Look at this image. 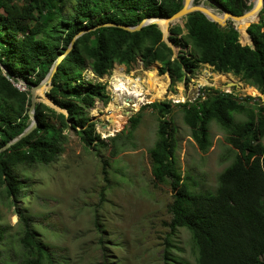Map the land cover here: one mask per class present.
<instances>
[{
    "label": "trees",
    "instance_id": "obj_1",
    "mask_svg": "<svg viewBox=\"0 0 264 264\" xmlns=\"http://www.w3.org/2000/svg\"><path fill=\"white\" fill-rule=\"evenodd\" d=\"M214 1L235 15H244L250 6L249 0ZM181 7L182 0H0V147L29 125L30 86L44 78L77 33L103 23L133 26L145 17H169ZM237 28L248 41L247 30L252 44H242L232 23L221 26L200 12L189 13L184 27L169 25L171 46L154 23L138 31L100 26L77 37L46 92L67 114L36 102L37 126L0 152V189L14 205L19 223L17 234L0 225V249L6 246V252L16 253L19 264H57L27 208L18 203L29 195L25 174L36 165L54 162L63 152L69 130L84 148L97 154L108 151L102 159L104 171L124 140L133 137L139 112L114 136L101 137L96 131L89 110L96 101L106 104L109 95L104 83L83 78L85 70L101 78L115 64L130 67L139 58L145 68L160 63L159 74L168 72L175 82L209 65L239 77L264 95V2L256 20L247 28ZM172 105L181 110L201 152L209 146L212 120L224 131L231 161L218 174L214 189H199L192 175L179 173L174 157L176 128L167 119ZM147 106L157 113L156 140L148 149L152 182L169 185L171 234L178 228L190 233L195 264H264V104L260 97L204 86L192 101L156 100ZM100 226L95 223L97 229ZM162 263L188 264L168 248L163 250Z\"/></svg>",
    "mask_w": 264,
    "mask_h": 264
},
{
    "label": "rangeland",
    "instance_id": "obj_2",
    "mask_svg": "<svg viewBox=\"0 0 264 264\" xmlns=\"http://www.w3.org/2000/svg\"><path fill=\"white\" fill-rule=\"evenodd\" d=\"M203 3L208 5L206 1ZM249 4L250 9L253 0H249ZM215 11L220 13L218 9ZM184 21L179 23L182 27ZM227 22L236 25L230 18ZM239 37L242 44L249 43L240 32ZM160 66L155 62L145 68L138 58L130 67L115 64L101 78L90 69L83 72L85 80L104 83L109 95L106 104L96 101L89 110L90 120L96 123V131L101 137L119 133L131 115L140 113L133 137L124 140L115 157L109 158L110 164L105 171L102 159L108 151L97 154L84 148L77 134L69 130L58 158L48 165H36L25 174L29 195L18 203L27 208L42 241L54 252L57 264H163L162 254L166 248L175 258L195 264L190 233L185 228H178L171 234L168 226L171 217L168 205L172 200L169 185L152 182L148 149L156 140L157 113L147 105L156 100H169L174 104L192 101L204 86L235 91L239 96L260 97L263 104L264 95L239 77L219 73L209 65H203L195 74H187V79L175 82L168 72L159 74ZM153 77L165 82L161 95L155 97L149 87L154 82ZM230 80L237 82L239 89L229 86ZM126 85H131V92L126 90ZM132 91L141 92L140 102ZM115 101L120 106L119 114L124 117L118 127H114L111 119L115 111L111 103ZM167 119L172 120L176 128L174 157L179 173L192 175L199 189H214L218 174L231 161L227 156L229 147L224 141V131L212 120L209 146L201 152L183 122L178 106L172 105ZM15 210L0 189V225L13 234L19 230ZM95 223L101 225L99 229ZM6 249V246L0 249V264H19L18 255L12 250L6 252Z\"/></svg>",
    "mask_w": 264,
    "mask_h": 264
},
{
    "label": "water",
    "instance_id": "obj_3",
    "mask_svg": "<svg viewBox=\"0 0 264 264\" xmlns=\"http://www.w3.org/2000/svg\"><path fill=\"white\" fill-rule=\"evenodd\" d=\"M205 1L208 2V5L203 3ZM263 2H264V0H259L258 1V7L256 8L257 9L256 10V14L257 15H258L260 9L263 6ZM216 9H218L220 11V13L216 12L215 11ZM192 12H200L207 19H209L210 21L216 22V23H218L221 26H225L227 24L228 18H230L233 21H237L242 15V13L239 14V15L232 14L230 11L224 9L221 5H219L214 0H203L200 3H194V0H182V7L177 12H175L174 14H172L169 17L149 16V17L143 18L138 24L133 25V26L123 25V24H118V23H113V22L112 23H103V24L97 25V26H95L93 28L85 29V30H82L79 33H77L74 36V38L72 39V41L69 44V46L65 49V51L57 56V58L53 62L52 66L50 67V69L48 70V72L46 73L44 78L39 83L32 84L30 86V105H29V108H28V116H29L30 123L22 132H20L16 136H14L11 140H9L2 147H0V152L5 150V149H7V148H9L12 144H14L15 142H17L21 138H23L26 135H28L37 126V120H36L35 113H34V107H35L36 102L42 101V102L48 104L49 106L55 108L56 110L67 114L66 110L56 106L46 96V92L48 91V89L51 86L52 76H53V74H54V72L56 70V67H57L58 63L71 50L73 42L76 40L77 37H79L80 35H82L83 33L87 32L89 30H93V29H95L97 27H100V26H114V27H119V28H122V29H125V30H128V31H138L142 27L154 23L161 30L162 35H163V40L168 45L171 46L170 41L167 39V36L169 34L168 30L166 29V31H164L162 29V27L159 25V23L157 22V20L166 19L168 21V25L181 23V21L183 19H186V16L189 13H192ZM251 22L252 21H250L248 23L247 27L250 25ZM232 24H234V23H232ZM233 26L238 32H240L236 25H233ZM246 34H247V37H248L249 44H252V39L249 36L247 30H246ZM225 74H228V73H225ZM228 85L229 86H233L236 89H239V87H240L237 82H234L232 80H230ZM39 90H44V92L42 94H40ZM46 99H48L49 101H47ZM157 101H160V100H157Z\"/></svg>",
    "mask_w": 264,
    "mask_h": 264
},
{
    "label": "bare ground",
    "instance_id": "obj_4",
    "mask_svg": "<svg viewBox=\"0 0 264 264\" xmlns=\"http://www.w3.org/2000/svg\"><path fill=\"white\" fill-rule=\"evenodd\" d=\"M258 1L259 0H253V6L250 8V9H248V10H246L245 12H244V15H242L237 21H235V24H236V26H237V24H238V26L239 27H247V25H248V23L250 22V21H254V20H256V18H257V14H256V8L258 7ZM157 22L159 23V25L162 27V29L164 30V31H166V29H167V27H168V21L166 20V19H160V20H157ZM126 90L127 91H129V92H131V85H126ZM165 88V82L162 80V79H160L157 83H156V86H155V88H154V90H153V92L155 93V94H153V96L152 97H155L161 90H163ZM41 92H44V90H39V93H41ZM137 97H138V100H139V102H140V100L143 98L142 97V94H141V92H139V91H132ZM120 94V93H119ZM118 101V100H117ZM126 106H129V104L128 103H124ZM135 104V103H134ZM136 105V104H135ZM131 106V105H130ZM133 106V105H132ZM111 108H114L115 109V111H117L115 114H114V112L112 113V117H111V119H112V122H113V125H114V127H118L119 126V124H121L122 123V121H123V116L121 115V114H119V112H118V110L120 109V106L118 105V103H116V101L115 102H112L111 103ZM121 113V112H120ZM110 128V127H109Z\"/></svg>",
    "mask_w": 264,
    "mask_h": 264
},
{
    "label": "crops",
    "instance_id": "obj_5",
    "mask_svg": "<svg viewBox=\"0 0 264 264\" xmlns=\"http://www.w3.org/2000/svg\"><path fill=\"white\" fill-rule=\"evenodd\" d=\"M159 80H160V79H159ZM159 80H158V81H159ZM158 81H157V82H158ZM157 82L154 81V82H151V83H155V84H156ZM151 83H150L149 87H150L151 90L153 91L156 85H155V86H152ZM163 90H164V89H163ZM163 90H161V91H163ZM161 91L158 93V95H161Z\"/></svg>",
    "mask_w": 264,
    "mask_h": 264
},
{
    "label": "built area",
    "instance_id": "obj_6",
    "mask_svg": "<svg viewBox=\"0 0 264 264\" xmlns=\"http://www.w3.org/2000/svg\"><path fill=\"white\" fill-rule=\"evenodd\" d=\"M20 89H25L24 85L22 83H16L15 84Z\"/></svg>",
    "mask_w": 264,
    "mask_h": 264
}]
</instances>
